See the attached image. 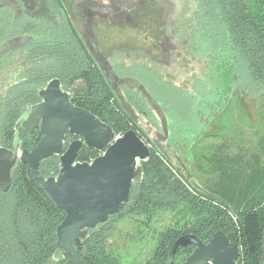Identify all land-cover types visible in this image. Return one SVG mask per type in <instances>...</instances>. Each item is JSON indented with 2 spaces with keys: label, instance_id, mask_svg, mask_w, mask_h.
Instances as JSON below:
<instances>
[{
  "label": "trees",
  "instance_id": "1",
  "mask_svg": "<svg viewBox=\"0 0 264 264\" xmlns=\"http://www.w3.org/2000/svg\"><path fill=\"white\" fill-rule=\"evenodd\" d=\"M194 1L195 27L192 38L198 53L221 58L225 64L231 63L234 68L235 79L230 88L232 97L225 104L226 111L224 109L223 113L231 109L230 105L237 96L243 102L245 97L254 98L252 102L255 106H259L260 101L264 104V0ZM4 8H11H0V15L6 17L2 14ZM18 13L14 11L15 18L19 16ZM12 35L13 31L9 30L0 38V56L25 46L33 36ZM18 38H22L21 43L4 47ZM32 47L40 50L46 48L41 43L38 46L35 43ZM57 48L60 49L53 55L62 59V77L74 82L80 79L84 84L76 102L108 125L117 136L133 130L150 147L152 138L140 132L137 124H133V120L114 101L83 44L77 57H74L72 51L73 43L64 46L57 44ZM145 89L149 92L147 86ZM154 93L162 99L158 91ZM152 99L164 113L168 124L172 121L165 107L174 112L178 99L186 103L190 100L182 94L164 101L165 104ZM189 102L194 107L192 112L193 119L196 118L195 123L186 124L174 116L179 122L176 121L179 128L189 135L191 129L201 134L198 140L192 139L193 143L189 139L190 148L194 147V150L193 157L188 161L189 172H186L195 176L191 162L195 163L193 158L197 160L199 157L195 154L196 148L210 136L219 137V133H214L215 130L211 134L206 132L209 125L207 122L202 123L194 102ZM26 106L23 102L0 100V149H11L14 146V126ZM147 107L152 116L143 106L133 105L141 122L149 123L154 132L159 131L158 115L150 103H147ZM202 117L207 121L204 115ZM99 156L98 152L89 156L82 152L79 159L89 161ZM247 163L251 166L256 161L253 158ZM141 166L143 178L133 184L130 201L119 214L90 232L83 240L79 250L83 264H125L121 256L124 249L114 250L108 243V237L118 220L131 217L137 218V222L134 233L128 236L129 247L135 248L141 243L148 247L152 243L148 253L137 254L131 264H170L168 257L180 237L191 234L202 242H209L218 231H222L231 242L241 247L240 264H264V167L259 163L250 169L249 177L230 178L231 172L226 170L224 175L214 177L217 184L207 180L209 187L205 188L210 191L203 188L207 192L194 188L187 174L180 172L157 148H151L150 157ZM197 166L200 165L195 163L198 169ZM59 168V161L50 159L42 163L40 173L45 178L55 177ZM198 171L199 174L207 175L200 167ZM64 218V213L33 180L28 166L18 163L12 172L10 190L0 193V264H69L57 247V228Z\"/></svg>",
  "mask_w": 264,
  "mask_h": 264
},
{
  "label": "flooded vegetation",
  "instance_id": "2",
  "mask_svg": "<svg viewBox=\"0 0 264 264\" xmlns=\"http://www.w3.org/2000/svg\"><path fill=\"white\" fill-rule=\"evenodd\" d=\"M15 1L19 2L21 7L19 16L15 18L11 9H2V14L6 17L0 15V38L9 30L13 31L11 37L33 35L32 41L25 46L0 56V100L27 104L14 126L15 134L22 118L32 107L43 102L40 93L47 90L53 81H59L61 92L69 95L74 106L89 111L76 102V98L83 90V82L80 79L75 82L64 79L61 75L62 59L53 55L60 49L57 48V44L64 46L66 43H73L72 51L74 57H77L83 44L94 68L100 71L114 101L133 120V124H137L140 132L152 138L150 148H157L180 172L187 174L190 182L198 184L194 171L192 170L195 176L189 175L187 168L194 150V147L190 148L189 139L193 143L192 139L199 138L201 134L191 129L192 133L189 135L187 131L179 128L178 120L171 108L165 107L172 121L168 124L164 113L152 106L161 127L159 131L154 132L149 123L141 122L133 108V105H141L149 116H152L147 107V103L151 104L152 98L165 104L164 101L170 100L171 97L175 99L182 94L194 102L202 123L207 122L209 125L206 132H210L213 123L224 114V109L226 111L225 104L232 97L230 88L235 79L234 68L231 63L225 64L221 58L198 53L192 38L195 27V1L27 0L26 3L21 0ZM35 43L37 46L41 43L46 48L40 50L32 47ZM145 86L148 87L150 94ZM156 91L160 93L162 99L155 95ZM236 98L238 100V96ZM245 98L248 101L254 99ZM202 115L207 121H204ZM42 138L40 129H35L25 136L21 150L32 151ZM78 140L83 141L80 137L67 132L62 154ZM14 148L15 145L7 150ZM82 152L89 156L95 152L102 155L104 151L84 144L77 162H91L97 158L81 161L79 156ZM51 159H57L60 167V156ZM193 161L195 162L194 158ZM239 248L240 255L235 264H240L241 247ZM194 250V246L181 248L174 257L169 256L168 260L170 264H183Z\"/></svg>",
  "mask_w": 264,
  "mask_h": 264
},
{
  "label": "water",
  "instance_id": "3",
  "mask_svg": "<svg viewBox=\"0 0 264 264\" xmlns=\"http://www.w3.org/2000/svg\"><path fill=\"white\" fill-rule=\"evenodd\" d=\"M3 6L17 13L21 10L15 0H0V8ZM21 41L22 38L15 39L4 47ZM40 97L43 102L32 107L16 127L14 150L0 149V193L10 190L14 167L18 163L27 165L36 184L65 215L56 233L59 251L69 264H83L79 254L83 240L130 201L133 184L143 178L141 163L150 157L151 148L135 131L117 136L97 116L74 106L69 95L61 92L59 81L51 82ZM151 104L162 112L153 100ZM37 128L42 140L32 151L21 150L25 136ZM67 132L83 141L72 143L62 154ZM84 144L104 152L91 162H77ZM54 156H60V172L57 177L45 178L40 173L41 163ZM189 246L195 250L183 264H235L240 255L239 246L218 231L208 244L195 235L180 237L170 256Z\"/></svg>",
  "mask_w": 264,
  "mask_h": 264
},
{
  "label": "rangeland",
  "instance_id": "4",
  "mask_svg": "<svg viewBox=\"0 0 264 264\" xmlns=\"http://www.w3.org/2000/svg\"><path fill=\"white\" fill-rule=\"evenodd\" d=\"M189 101L186 103L178 99L175 103L174 115L186 124H193L196 118L193 119L192 108L194 107ZM233 102L232 106L230 105L231 109L218 118L209 132L211 134L215 130L214 133H219V137L210 136L195 150V154L199 156L197 160L195 159V163L199 164L203 173L207 175L199 174V167L197 166V169L195 163L191 162L192 166H190L196 174L198 185L202 188L208 185L207 180L217 184L214 177L224 175L226 170L231 172L230 178L249 177L253 166L259 163L264 167V104L260 101L259 106H255L247 98H244V102L241 100ZM253 158L256 164L252 163L250 166L247 162ZM244 168H246L245 171ZM136 222L135 217L118 220L108 237V243L114 250L124 249L121 256L125 264L133 263L139 253L146 255L152 245L149 243L148 247H145L141 243L135 248L129 247L128 236L134 233ZM117 254L120 255V253Z\"/></svg>",
  "mask_w": 264,
  "mask_h": 264
}]
</instances>
